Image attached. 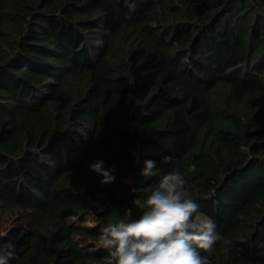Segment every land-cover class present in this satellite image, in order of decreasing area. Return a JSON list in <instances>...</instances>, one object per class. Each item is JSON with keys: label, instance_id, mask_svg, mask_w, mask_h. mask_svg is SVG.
I'll return each instance as SVG.
<instances>
[{"label": "trees", "instance_id": "trees-1", "mask_svg": "<svg viewBox=\"0 0 264 264\" xmlns=\"http://www.w3.org/2000/svg\"><path fill=\"white\" fill-rule=\"evenodd\" d=\"M174 169L222 237L201 255L264 264V0H0L9 264H115L100 227Z\"/></svg>", "mask_w": 264, "mask_h": 264}, {"label": "clouds", "instance_id": "clouds-1", "mask_svg": "<svg viewBox=\"0 0 264 264\" xmlns=\"http://www.w3.org/2000/svg\"><path fill=\"white\" fill-rule=\"evenodd\" d=\"M163 159L168 162L171 157ZM156 166L155 160H145L140 175L153 176ZM89 169L103 177L101 184L115 180L112 175L115 165L106 168L103 160H96ZM195 170L192 164L189 171ZM186 183L183 174L174 169L161 177L143 201L139 198L133 201L145 209L139 219L100 227L98 245L109 251L115 264H210L201 252L211 253L222 237L216 232L214 221L198 213V205L186 190ZM14 259V243L0 246V264H9Z\"/></svg>", "mask_w": 264, "mask_h": 264}, {"label": "rangeland", "instance_id": "rangeland-1", "mask_svg": "<svg viewBox=\"0 0 264 264\" xmlns=\"http://www.w3.org/2000/svg\"><path fill=\"white\" fill-rule=\"evenodd\" d=\"M10 219H11L10 214H0V220H2V222L0 223V233H3L5 228L9 227ZM86 222L87 224H93L90 218H88Z\"/></svg>", "mask_w": 264, "mask_h": 264}]
</instances>
